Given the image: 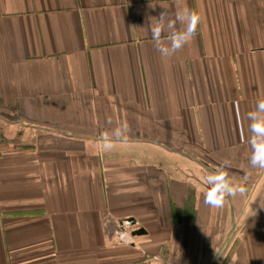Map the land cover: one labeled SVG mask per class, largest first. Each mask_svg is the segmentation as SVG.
Here are the masks:
<instances>
[{
  "label": "crops",
  "instance_id": "crops-1",
  "mask_svg": "<svg viewBox=\"0 0 264 264\" xmlns=\"http://www.w3.org/2000/svg\"><path fill=\"white\" fill-rule=\"evenodd\" d=\"M176 2L0 0V264H264V0H179L202 21L162 58L149 23ZM225 158L246 192L215 209Z\"/></svg>",
  "mask_w": 264,
  "mask_h": 264
},
{
  "label": "clouds",
  "instance_id": "clouds-1",
  "mask_svg": "<svg viewBox=\"0 0 264 264\" xmlns=\"http://www.w3.org/2000/svg\"><path fill=\"white\" fill-rule=\"evenodd\" d=\"M165 11L158 17H152L149 23L153 46L162 58H171L183 49L196 35L202 16L195 10L181 4L177 0L174 10L161 5ZM246 142L249 147L248 163L251 168L264 171V95H260L246 113ZM127 124H119L111 131L105 132L100 140L106 150H111L116 143L126 142ZM231 167V159L225 158L220 164L207 172L203 177L206 190L203 192V204L220 209L226 201L237 195H243L246 188L235 182L227 171Z\"/></svg>",
  "mask_w": 264,
  "mask_h": 264
},
{
  "label": "built area",
  "instance_id": "built-area-1",
  "mask_svg": "<svg viewBox=\"0 0 264 264\" xmlns=\"http://www.w3.org/2000/svg\"><path fill=\"white\" fill-rule=\"evenodd\" d=\"M133 231L130 229L129 226L122 225L121 227V231L118 234V237L121 241L125 242V243H130L133 242L134 239V234H131Z\"/></svg>",
  "mask_w": 264,
  "mask_h": 264
}]
</instances>
